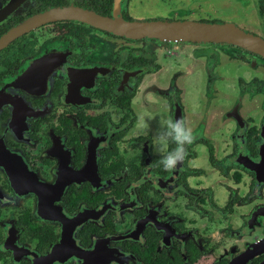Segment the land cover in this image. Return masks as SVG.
Wrapping results in <instances>:
<instances>
[{
	"label": "flooded vegetation",
	"instance_id": "flooded-vegetation-1",
	"mask_svg": "<svg viewBox=\"0 0 264 264\" xmlns=\"http://www.w3.org/2000/svg\"><path fill=\"white\" fill-rule=\"evenodd\" d=\"M0 264H264V0H0Z\"/></svg>",
	"mask_w": 264,
	"mask_h": 264
},
{
	"label": "clouds",
	"instance_id": "clouds-1",
	"mask_svg": "<svg viewBox=\"0 0 264 264\" xmlns=\"http://www.w3.org/2000/svg\"><path fill=\"white\" fill-rule=\"evenodd\" d=\"M171 139L175 142V148L171 151L165 152L161 157V165L165 169H170L175 164L183 159L184 145L190 143L193 139L192 130L186 127L181 119L167 121L164 130L161 134L157 135L158 143L161 140Z\"/></svg>",
	"mask_w": 264,
	"mask_h": 264
},
{
	"label": "water",
	"instance_id": "water-1",
	"mask_svg": "<svg viewBox=\"0 0 264 264\" xmlns=\"http://www.w3.org/2000/svg\"><path fill=\"white\" fill-rule=\"evenodd\" d=\"M84 18L83 20L88 22L89 24L95 25L100 28H107L110 22L106 21V19H103L97 15L90 14V13H85L82 15ZM178 24H163L159 25V29L164 30L166 33L167 32H174L176 30H180ZM182 31H184L187 34L195 33V34H200V35H207V34H216L222 31L223 28L217 27V26H212V25H190L188 24L187 26H180ZM129 28L127 27V30ZM153 26H149V30H152ZM225 31V29H224ZM125 33V32H124Z\"/></svg>",
	"mask_w": 264,
	"mask_h": 264
},
{
	"label": "rangeland",
	"instance_id": "rangeland-1",
	"mask_svg": "<svg viewBox=\"0 0 264 264\" xmlns=\"http://www.w3.org/2000/svg\"><path fill=\"white\" fill-rule=\"evenodd\" d=\"M220 7H223V6H220ZM219 7V8H220ZM229 6H225L223 8H220V10L218 11H211V12H208L206 16H208V18H212V17H215V18H221L222 20L224 19L223 16H225L226 14H229V13H236L239 14L240 11L238 10H235V11H232V9L228 8ZM223 9V10H222ZM211 16V17H210ZM228 17V16H226ZM230 18V17H228ZM234 19H237L239 20L240 18H234ZM239 22H241V20H239Z\"/></svg>",
	"mask_w": 264,
	"mask_h": 264
}]
</instances>
